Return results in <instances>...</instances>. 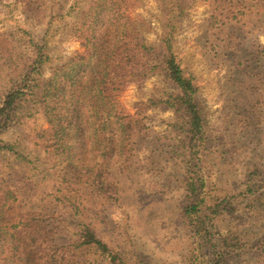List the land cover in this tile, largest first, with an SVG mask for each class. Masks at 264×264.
<instances>
[{"label": "rangeland", "instance_id": "1", "mask_svg": "<svg viewBox=\"0 0 264 264\" xmlns=\"http://www.w3.org/2000/svg\"><path fill=\"white\" fill-rule=\"evenodd\" d=\"M111 24L120 27L118 36L131 34L130 47L140 43L152 51L120 93L122 107L146 128L135 135L130 170L114 174L107 192V112L87 126L86 143L76 130L69 159V150L59 155L43 141L49 124L42 90L58 67L65 71L73 58L87 54L90 36L107 41L116 30ZM168 44L204 108L206 144L194 162L181 113L162 102L179 92L164 69ZM43 56L48 59L40 65ZM18 87L27 93L17 121L0 131V143L13 145L22 157L0 151V190H12L3 205L8 217L28 215L24 237L41 226L40 237L29 242L35 264L57 257L67 263L76 247L79 264L103 261L79 247L87 227L129 264H222L216 253L202 254L211 244L186 214V178L194 174L189 166L198 171L192 162L200 163L209 206L222 203L228 211L206 213L212 242L235 226L264 234V209L250 211L257 205L252 192L264 191V0H0V107ZM93 181L101 189H82ZM261 236L259 245L227 262L264 264Z\"/></svg>", "mask_w": 264, "mask_h": 264}, {"label": "trees", "instance_id": "2", "mask_svg": "<svg viewBox=\"0 0 264 264\" xmlns=\"http://www.w3.org/2000/svg\"><path fill=\"white\" fill-rule=\"evenodd\" d=\"M108 6L107 4V9H109ZM223 17L225 16L223 15ZM108 20L111 22V17ZM111 25L116 30L107 34V41L103 39V35L90 36L91 44L89 50L86 51L87 54L84 57L81 55L73 58V63L69 64L65 71V68L58 67L46 81L42 90L44 114L49 124V129L42 136L43 141L52 142L56 153L61 152L59 155H67L69 150V159L72 155L70 150L73 148V141L77 139V135L79 136L76 130H82V136L79 138L80 140L82 138V141L86 143L89 138L87 126L95 125L100 119L98 114L107 112V184H102V186L107 185V192L114 188L113 184L116 179L114 174L130 170V163L135 157V135L146 128L145 123L140 118L122 107L119 101L120 93L124 90L125 84L129 83L127 81L128 75L140 70L148 52L152 51L151 47L140 43L134 48L130 47L131 41L127 40V37L131 34L128 32L122 38L118 36L120 27ZM120 42L123 45H119ZM106 43L107 49L105 48ZM125 43H127L126 48L124 47ZM167 47L170 52V44ZM77 58L81 59L79 64L75 62ZM45 59L48 58L41 57L40 65L44 63ZM164 65L168 80L175 84L179 92L170 95L168 99L162 100V102L169 107L177 108V111L181 113L179 118L182 120V127L188 129L185 130L188 140V156L194 162L204 148L207 138L204 108L197 98L198 88L192 78L184 74L173 52H170L166 57ZM26 87L31 90L33 84L31 83ZM25 89L22 87L13 89L1 104L0 131L17 121L16 111L27 93ZM88 112L91 114H86ZM95 136L99 139L101 135L95 134ZM4 150L22 157L13 145L0 143V151ZM193 162L192 165L198 167V171L194 172L193 168L189 166L190 172L192 171L191 173L194 174L186 178L185 187L189 202L187 217L191 219L193 228L196 233L203 237L205 244H211L210 246L204 245L202 254L212 257L216 253L220 259L219 263L229 264L227 262L229 255H233L230 259L233 260L240 256L250 244L259 245L261 240H258L257 237L261 234L263 235L261 237H264L263 231L256 232L255 237L252 236L251 230L235 226L225 234H221L220 238L216 240L219 243L212 242L213 236H211L209 226L212 224L207 222V214L210 211L215 216H223L228 211L222 207V203L210 204L209 206L207 193L204 190L205 176L201 174L200 163L193 164ZM93 185L98 189L102 187L100 182L93 181L82 184V189L84 191L89 190ZM10 193L12 190H5V192L0 190V264H35L32 257L35 251L29 249V242L33 243L35 238L40 237L39 227L41 226L36 224L30 227L31 231L24 237V228L31 222L28 215L19 213L14 217H8L9 210L3 205L7 204L6 198ZM63 195L67 201L73 199L72 196ZM251 197H253L252 203L257 205L251 204L250 211L256 213L264 209V191H253ZM107 198H109L108 194ZM16 200L18 199L16 198ZM14 210H17V207ZM2 219L3 222H1ZM250 237L255 238L251 241ZM79 242L82 251L91 249L96 255L103 258V261H97L98 264H107V260L110 261V264H129L120 256L123 254L122 251L113 250L90 227L85 228ZM76 251H78L77 247ZM76 251L69 256L70 260L67 263L64 259L57 257L59 260L49 259L46 264H63L62 262L79 264ZM62 253L66 254V252ZM59 255L61 254H56V256Z\"/></svg>", "mask_w": 264, "mask_h": 264}]
</instances>
